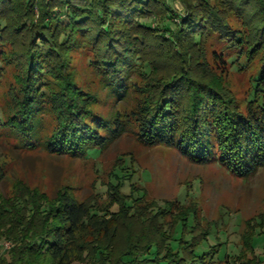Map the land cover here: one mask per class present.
<instances>
[{
    "label": "trees",
    "instance_id": "trees-1",
    "mask_svg": "<svg viewBox=\"0 0 264 264\" xmlns=\"http://www.w3.org/2000/svg\"><path fill=\"white\" fill-rule=\"evenodd\" d=\"M78 53L100 91L79 81ZM12 65L0 140L20 150L91 158L131 131L147 147H173L242 178L264 168V0H0V82ZM235 66L259 68L242 101L226 83ZM118 170L83 200L71 186L50 195L9 179L0 165V186L11 182L0 192V240L11 243L0 264H214L198 252L212 232L198 230V211L146 202L136 171ZM243 238L244 255L228 263L262 264L246 256L258 245L254 229Z\"/></svg>",
    "mask_w": 264,
    "mask_h": 264
},
{
    "label": "rangeland",
    "instance_id": "rangeland-1",
    "mask_svg": "<svg viewBox=\"0 0 264 264\" xmlns=\"http://www.w3.org/2000/svg\"><path fill=\"white\" fill-rule=\"evenodd\" d=\"M84 6V0H76ZM177 10L181 5L174 2ZM206 58L214 66L211 41L207 43ZM73 69L80 76L79 81L92 90L100 91L98 78L92 74L86 54L78 53L73 60ZM259 67V65H257ZM235 66L225 76L226 83L235 97L245 100L249 95L251 77L258 69L240 70ZM14 65L4 68V80L0 82V108L10 100V85L14 82ZM104 95V94H103ZM135 101L124 105L122 111H129ZM109 115L110 106L101 110ZM123 113V112H122ZM14 140H0V165L6 170L9 179H20L31 187H37L54 195L60 188L71 186L76 189L79 198L95 196L105 190L115 170L122 175L136 171L133 179L126 182L123 191L129 194L133 188L145 191L144 200L165 205L168 202L180 201L198 211V230L206 233L212 230L205 246L198 250L205 254L207 261L214 264H229L232 258L244 255L245 243L243 235L253 228L254 245L258 244L254 253L246 252L247 259L258 257L264 264V249L261 236L264 233V168L248 178L233 174L217 162L195 164L185 158L176 148L159 145L147 147L141 144L133 132L125 133L109 149L91 158L73 159L68 156H51L45 151H23L14 146ZM124 170V171H123ZM129 171V172H128ZM10 181L0 186V192L11 191ZM103 198V207L109 199ZM106 203V204H104ZM108 207V206H107ZM117 207L112 208L116 211ZM248 222L249 223L248 225ZM193 223V220H191ZM5 240H0L3 249ZM215 247V248H213ZM9 252L3 250L4 256Z\"/></svg>",
    "mask_w": 264,
    "mask_h": 264
},
{
    "label": "built area",
    "instance_id": "built-area-1",
    "mask_svg": "<svg viewBox=\"0 0 264 264\" xmlns=\"http://www.w3.org/2000/svg\"><path fill=\"white\" fill-rule=\"evenodd\" d=\"M37 2L39 1H44V0H36ZM38 13V10H36ZM3 247L5 248V250H9L11 248V243L10 242H4Z\"/></svg>",
    "mask_w": 264,
    "mask_h": 264
}]
</instances>
